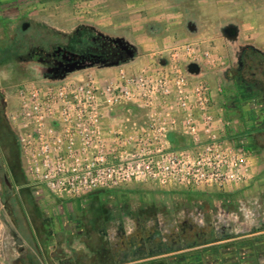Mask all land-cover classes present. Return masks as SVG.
I'll return each mask as SVG.
<instances>
[{"label": "rangeland", "instance_id": "1", "mask_svg": "<svg viewBox=\"0 0 264 264\" xmlns=\"http://www.w3.org/2000/svg\"><path fill=\"white\" fill-rule=\"evenodd\" d=\"M13 2L3 11L6 16L3 17L5 21H0V44L2 40L9 47L19 39L27 40L30 36H36V29L43 32L44 27L57 32L61 38L76 34L81 27H88L113 40H119L123 46L133 50L134 58L122 64L126 70H130L132 61L141 56L135 41L121 32L112 34L92 22L74 20L77 9L74 2ZM169 4L187 13L185 40L181 38L184 40L181 44L200 46L195 62L191 63L199 66L198 74L213 88V106L229 111L226 118L230 121H239L238 114L242 109L248 113V118L258 115L264 128V76L259 77L263 86L257 88L251 71L248 70L243 78H239L238 73L245 46L253 43L257 38L256 32L264 27V0H172ZM25 23L28 25L23 30ZM228 28L238 29V37L228 36ZM158 29L152 23L147 26L148 34ZM164 37L168 43V37L171 36L166 34ZM169 47L172 45L145 54L153 55L152 64L158 63L164 61L165 55L161 53ZM203 52H209L214 63L207 62ZM4 57L0 53V60ZM17 58V54L13 53L0 64V113L6 121L8 112L17 107L16 93L19 86L26 81L51 78L48 76L52 74L37 60L18 62ZM181 62L183 66L187 63L183 57ZM145 66L149 65L142 67ZM115 71V67H110L100 69L98 73L112 76ZM2 105L5 108L1 110ZM130 109L134 116L139 115L135 106H130ZM253 138L247 145L252 147V141L256 140L259 146L252 149L257 173L249 183L230 185L223 190L180 191L161 189L150 184H130L123 189L96 191L68 203H59L53 196H41L28 187L29 193L35 192L34 198L31 195L32 199L27 201L29 206L24 205L23 208L18 202L15 208L4 207L0 210V218L5 225L4 237H8L11 243V252L0 254V260L9 258L8 264H26L27 256L31 254L38 257V264H47L36 250L39 243L43 255L47 251L53 258L64 260V264H89L82 262H85V256H89L86 242L94 228L97 230L94 237L101 238L103 243L116 242L119 238L127 241L133 234H149L155 236L154 251H165L161 244L174 242L181 233L176 228L182 225L187 232L198 235L201 243L211 239L213 232L220 241L176 252L179 257L167 261V264H264V135ZM11 156L8 139L0 132V204L6 200L8 192L3 177L11 182L10 191L15 200L20 192L10 172ZM18 174L21 175V171L18 170ZM218 194L232 196L228 198L231 203L224 205L222 200L215 197ZM211 197L212 203H209ZM189 203L203 205V208L194 207L188 211L190 208L185 206ZM16 238L26 243L20 245ZM48 241L52 242L51 247L46 244ZM216 245L224 247L220 252L210 249ZM123 250L119 249V253ZM16 252L20 258L18 262H15Z\"/></svg>", "mask_w": 264, "mask_h": 264}, {"label": "built area", "instance_id": "2", "mask_svg": "<svg viewBox=\"0 0 264 264\" xmlns=\"http://www.w3.org/2000/svg\"><path fill=\"white\" fill-rule=\"evenodd\" d=\"M200 50L176 45L133 73L119 65L101 75L94 66L19 86L7 121L27 186L73 200L130 184L206 191L249 183L252 150L228 138L232 122L214 111L213 88L188 72Z\"/></svg>", "mask_w": 264, "mask_h": 264}, {"label": "crops", "instance_id": "3", "mask_svg": "<svg viewBox=\"0 0 264 264\" xmlns=\"http://www.w3.org/2000/svg\"><path fill=\"white\" fill-rule=\"evenodd\" d=\"M14 0H0V21H5L6 15L4 14L5 9L9 5L15 3ZM63 4L74 2L77 7L75 10L74 20H85L87 22H92L94 25L100 27L106 32H111L112 34L121 32L123 35H126L128 38H131L135 41V45L141 56L135 58L130 64L131 69L127 70L130 73H133L137 70V67L141 65H150L152 64V54H145L149 51L162 50L164 47L169 45L176 46L182 45L181 43L185 40L184 35L186 34L184 24L186 21L187 13L180 12L175 6L170 5L172 0H60ZM28 3V0H27ZM170 5V6H168ZM177 9V10H176ZM4 11V12H3ZM192 12V11H191ZM67 21V19H65ZM154 24L159 29L158 31H152L148 34L147 26L148 24ZM187 24H191L188 22ZM190 26V25H189ZM163 30V31H161ZM162 32V33H161ZM238 29H236V38L238 37ZM168 36L170 41L167 43L164 40V36ZM257 38L251 44L245 46L246 48H252L256 50L264 58V27L259 32H256ZM183 38L184 40H181ZM244 49V50H245ZM144 53V54H143ZM141 66V67H142ZM106 75V74H101ZM221 94V93H220ZM216 96H220L216 94ZM214 111L216 113H223L226 117L229 111L224 108L217 107L215 105ZM238 114L239 121H231L232 126L228 130V138L232 140L237 146L245 149H250L251 147L247 144L251 141L252 137L257 135L258 132L262 129L261 118L258 115L248 118V113L244 109ZM250 119V121L248 120ZM251 150V149H250ZM257 167L255 166L254 174L257 173ZM19 189L24 191L25 200L22 203V207L29 206L27 203L32 197L34 198L35 192L29 193V188L26 185L19 186ZM29 189V190H28ZM32 190H35L31 188ZM19 190V191H20ZM37 194L43 196L44 192L40 190H35ZM59 203H68L72 200H60L53 197ZM79 199V198H78ZM7 207L4 201H1V208ZM3 220L0 218V254L7 255L11 252V243L8 240V237H4L5 225ZM14 235V234H13ZM21 241L16 238V242ZM22 245L26 243L25 240H22ZM51 247L52 242L48 241L46 243ZM40 251H42L39 243H37ZM18 252V251H17ZM16 252L15 262L20 260L18 253ZM87 255V254H86ZM149 254H143L137 258L133 256H125L122 253H118L116 264H167V261L171 262L173 259L179 257L175 253L168 254H159L150 256ZM51 259L53 264L59 262L64 264V260L56 261L49 252L46 251V255ZM47 257V258H48ZM86 257V256H85ZM9 259V258H8ZM5 258L0 260V264H8L9 261ZM28 262V259H26ZM25 261V262H26ZM27 264V263H26ZM72 264V263H68Z\"/></svg>", "mask_w": 264, "mask_h": 264}, {"label": "trees", "instance_id": "4", "mask_svg": "<svg viewBox=\"0 0 264 264\" xmlns=\"http://www.w3.org/2000/svg\"><path fill=\"white\" fill-rule=\"evenodd\" d=\"M23 25L27 26L28 23H25ZM48 33L50 34L51 37L48 35ZM53 38L54 40H52ZM56 46L64 47L70 52L85 56V62L87 63L92 62L95 64L96 67H101L103 64L107 65V64H115V63L122 65L128 61L126 54L121 52L122 51L121 49L123 47L121 43L116 42L115 40L103 35L102 33L88 27H81L78 29L76 34L65 38H61L57 32L48 30L45 27L43 32H40L36 29V36H30L27 40L19 39L15 41V43H12L9 47L7 45H4V42L1 40L0 53L1 55H5L4 59L6 58L9 59L10 55L15 53L17 54L18 62H20L23 61V56L25 55L26 51L30 48L39 47L45 50H49ZM251 52H253L252 48H246L244 54L246 55L247 53H251ZM4 59L1 58L0 64H2V61ZM48 77H53V75L51 74ZM0 132H2L4 136L8 139V147L10 148V152L12 154L9 161V168H10V172L13 175V180L17 185L24 186L27 184V180L22 170L19 144L17 142V137L15 133L10 128L8 122L5 119L2 123V126H0ZM263 135H264V128H262L256 136L260 138ZM256 136H254V138ZM252 142L253 145L250 148L251 150L259 147L257 145L256 140H253ZM18 170L21 171V175L18 174ZM10 185L12 184L9 181L8 184H5V186L8 188L7 189L8 192L6 195L7 198L4 202L7 207L15 208L18 202L20 204L24 203L23 201H25V195H24L25 190L24 191L20 190L18 194V198H16L15 200L12 197L9 188ZM102 191H106V190H102ZM197 195L198 197L201 196V194H197ZM215 197L219 200H222L224 205L226 203H231V201L228 202V198L232 196L218 194ZM208 202L212 203V197L211 199L208 200ZM190 205L191 203L186 204L185 206L188 209L190 208V210L188 211L193 210L194 207H198L200 209L203 208V205L200 206L199 204H195V205L192 204L193 206ZM192 226H189V228ZM98 229L100 230L102 228H98ZM176 229L181 230V233L177 235L178 238H176L174 242H170V244H164V243L161 244L162 248H165L166 250L153 251L150 256L159 255L161 253L162 254L176 253L179 251L192 249L200 245L215 244L220 241L218 238L215 237L214 232L212 234L211 239L205 241L204 243H201L198 235L187 232L185 227H183L182 225L177 226ZM96 231H97L96 228H94L93 234L88 235L89 241L86 242V248L89 256L87 258L84 257L85 262L82 263L88 262L89 264H116L119 249H122L123 244L128 243L130 239H132L134 236H137V234H133L132 236L129 237V240L127 241L119 238L116 242L103 243L100 240L101 238L98 239L94 237L97 233ZM174 234L176 233H173V235ZM138 236H140L142 240L146 242V244H148L151 240V236H149V234L147 235L139 234ZM183 238L184 241L182 240ZM147 246L148 248H151L149 244ZM223 247L224 246L216 245L210 249L217 250V252H220V250H222ZM36 250L38 251L39 255L43 256V259L47 264H53V262H51V259L48 256L43 255V252L39 250L38 246L36 247ZM137 257L139 256H134L133 258H137ZM27 258H28L27 264L29 262H30L29 264H38V257L32 256L30 254L29 256H27ZM55 260L60 261L58 257H56Z\"/></svg>", "mask_w": 264, "mask_h": 264}, {"label": "flooded vegetation", "instance_id": "5", "mask_svg": "<svg viewBox=\"0 0 264 264\" xmlns=\"http://www.w3.org/2000/svg\"><path fill=\"white\" fill-rule=\"evenodd\" d=\"M25 27L26 26L23 25L22 29L24 30ZM244 51L242 52L240 57V66H239L240 68L238 70L239 78H243L244 74L249 70L251 71L252 79L256 81L254 85L257 88H261L263 85L259 77L264 76V58L260 56V54L254 49L253 52L247 53L246 55L244 54ZM121 52L126 54L123 50ZM33 60H37L39 64L43 65L45 68L54 70L59 63L65 65L69 62L82 61L85 60V56L70 52L66 48L61 46H56L49 50L36 47V48L28 49L25 55L23 56V61L30 62ZM4 108L5 105H2L1 110ZM3 121L4 118L0 113V126H2ZM3 181H4V185L8 184V180L6 177H3ZM6 189L8 188L6 187ZM154 238L155 236L151 237V240L148 243L151 246V248H148L147 246L148 244H146V242H144L140 236L138 235L134 236L132 239L128 241V243L122 245L124 250L121 251L120 253L124 254L125 256L131 255L133 257L136 254L143 255V254H148L149 252L152 253L155 248V245H153Z\"/></svg>", "mask_w": 264, "mask_h": 264}, {"label": "water", "instance_id": "6", "mask_svg": "<svg viewBox=\"0 0 264 264\" xmlns=\"http://www.w3.org/2000/svg\"><path fill=\"white\" fill-rule=\"evenodd\" d=\"M226 33L228 34V36H236V30L233 28H228L226 30ZM115 41L119 42V40H115ZM122 50L126 53V56L129 60H132L134 58V52L132 49H130V47L123 46ZM94 66H95L94 63H92V62L87 63V62H85V60L69 62L65 65L62 63H59L54 70L50 71V73H52L53 78L63 79L67 75L72 74L76 71L84 70L86 68H92ZM116 66H119V64L118 63L107 64V65L103 64L101 67L102 68H110V67H116ZM187 69H188V72L192 75H196L200 72L199 66L195 63L189 64ZM18 244L21 245L22 242L18 241Z\"/></svg>", "mask_w": 264, "mask_h": 264}]
</instances>
